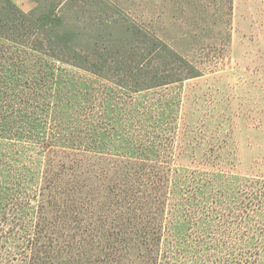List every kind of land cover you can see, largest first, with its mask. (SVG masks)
Masks as SVG:
<instances>
[{"label":"rangeland","instance_id":"rangeland-1","mask_svg":"<svg viewBox=\"0 0 264 264\" xmlns=\"http://www.w3.org/2000/svg\"><path fill=\"white\" fill-rule=\"evenodd\" d=\"M106 2L65 22L138 23L200 75L131 91L0 38V264H101L92 235L124 225L143 189L164 230L195 212L188 233L264 264V0ZM71 187L91 193L78 222L47 205Z\"/></svg>","mask_w":264,"mask_h":264},{"label":"trees","instance_id":"trees-1","mask_svg":"<svg viewBox=\"0 0 264 264\" xmlns=\"http://www.w3.org/2000/svg\"><path fill=\"white\" fill-rule=\"evenodd\" d=\"M38 1V0H37ZM109 3V2H108ZM107 4L106 0H52L38 11H23L14 0H3L0 4V38L21 46L28 51L49 56L71 67L89 72L101 79L131 91H142L166 84L182 81L200 75L199 69L188 59L171 48L167 43L144 29L138 23H119V33L105 35L104 21L93 25L95 34L86 36L77 27L65 22L64 11L69 6ZM43 190L50 191L48 187ZM134 203V212L125 218V224L116 231H101L92 235L97 244L90 245L104 252L101 264H125L134 256L132 264H255L258 253L248 251L246 256L238 253L220 255L215 241L208 243L205 234L191 235L186 231L187 218L195 215L187 213L164 230L152 214L146 194ZM91 193L81 189L79 194ZM74 192L71 187L64 198L49 201L51 205L64 212H74L72 218L79 221L87 201ZM18 196L10 194L9 197ZM87 198V197H86ZM127 197L126 199H128ZM13 200V199H11ZM68 200V201H66ZM22 202L15 203V206ZM89 205V202H88ZM120 207H124L119 203ZM45 207H42L44 209ZM88 209V208H87ZM151 213L148 219L142 214ZM79 215V216H78ZM117 215L113 221L116 220ZM201 221L199 217H196ZM147 220V221H144ZM180 221V222H179ZM184 223V224H182ZM102 225V221H100ZM185 226V231L177 230ZM203 230V227L201 228ZM95 242V241H94ZM89 243V242H88ZM101 243V244H100ZM212 248V249H211ZM210 249V250H209ZM176 260H173V254ZM117 255L118 258H115ZM243 256V257H242ZM99 260H95L97 262Z\"/></svg>","mask_w":264,"mask_h":264}]
</instances>
